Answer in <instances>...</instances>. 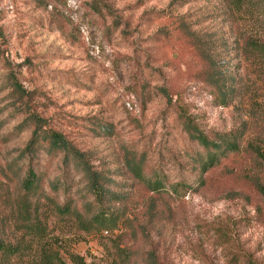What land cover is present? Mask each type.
Wrapping results in <instances>:
<instances>
[{
	"label": "rangeland",
	"instance_id": "rangeland-1",
	"mask_svg": "<svg viewBox=\"0 0 264 264\" xmlns=\"http://www.w3.org/2000/svg\"><path fill=\"white\" fill-rule=\"evenodd\" d=\"M238 11L231 0H0V240L66 264H107L106 243L128 264H244L238 251L264 264V83L240 55ZM215 82L234 88L228 105ZM36 117L124 202L100 198L84 167L60 188L63 156L48 147L27 193ZM191 127L238 130L242 148L203 169ZM156 176L167 191L152 189ZM103 204L120 209L119 228L99 230Z\"/></svg>",
	"mask_w": 264,
	"mask_h": 264
},
{
	"label": "trees",
	"instance_id": "trees-1",
	"mask_svg": "<svg viewBox=\"0 0 264 264\" xmlns=\"http://www.w3.org/2000/svg\"><path fill=\"white\" fill-rule=\"evenodd\" d=\"M231 3L239 10V14L229 15L228 21L238 24L242 23V30L244 29L243 31L241 30V36L237 38L241 51L240 55L242 58L246 57L251 63L255 73H257V82L261 80L264 83V0H231ZM232 80L236 81L234 78ZM212 86L213 89L210 92L216 96L218 103L228 105V103H231L235 99L234 88H227V92L216 82ZM190 133L198 144L203 169L208 170L219 164L230 153L239 152L244 142V134L238 130L208 134L199 131L198 128L191 127ZM45 147L49 148L51 157L63 156V183H60L61 179L57 181L60 188L62 184L66 186L65 190L72 186L73 184H68V181L71 182L69 175L71 173L79 175L81 167H84L86 173L89 171L91 186L100 198H103L106 203L124 202L121 197L115 196L114 192H104L101 190V181L91 169L90 171L84 166L85 159L79 150L72 146L66 137L62 136L59 132L52 129L48 130L45 127L43 119L40 117L35 118V128L32 138L28 143V152L25 157L26 161L28 160L24 182V188L27 193L33 192L36 189V185L41 181L38 168L39 152ZM259 152L260 155L264 156L261 150ZM140 170L142 171V167H136L135 174H139L138 179L143 181L144 173L140 172ZM160 177L156 176L154 182H152V189L154 191H167ZM180 184L174 185L175 191L185 189L186 184L184 183L183 186ZM122 216L119 208L106 207L103 204L96 214V224L99 226V230L104 227L115 230L121 225ZM216 235V240L222 245L233 243V236L222 229H217ZM102 239L108 241V238H105V236ZM104 245L109 256L107 264H128L126 262L127 251L120 244L113 243L112 245H108L106 243ZM27 247V245L0 240V264H66L60 252H44V250L42 252H30V249L26 250ZM239 252L234 253L232 261L239 263L244 259V264H256L246 254L240 256ZM73 257L77 264H95L87 263L81 256L76 255Z\"/></svg>",
	"mask_w": 264,
	"mask_h": 264
}]
</instances>
